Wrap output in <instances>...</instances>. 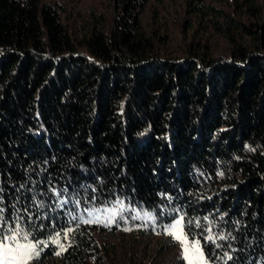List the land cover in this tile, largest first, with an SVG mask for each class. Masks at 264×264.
I'll return each instance as SVG.
<instances>
[{
    "label": "trees",
    "instance_id": "trees-1",
    "mask_svg": "<svg viewBox=\"0 0 264 264\" xmlns=\"http://www.w3.org/2000/svg\"><path fill=\"white\" fill-rule=\"evenodd\" d=\"M145 1L109 0L74 32L55 2L0 0L4 234L42 259L71 228L60 262H98L81 221L122 202L120 222L183 215L209 264H264V0H180L178 44L141 21Z\"/></svg>",
    "mask_w": 264,
    "mask_h": 264
},
{
    "label": "rangeland",
    "instance_id": "rangeland-1",
    "mask_svg": "<svg viewBox=\"0 0 264 264\" xmlns=\"http://www.w3.org/2000/svg\"><path fill=\"white\" fill-rule=\"evenodd\" d=\"M44 1L55 2L60 9H63L61 18L74 32L81 31L91 20L92 15L101 13L107 16L110 11L109 0ZM140 19L147 26L160 23L165 25V29L176 44L182 42L187 31L180 22L183 19L180 0H146ZM221 44L222 41L218 44L216 52L222 49ZM119 209L120 203L116 202L98 207L89 213L87 219L98 217L100 221L95 223L96 227L93 232L100 241L102 253L100 261L93 262L87 259L83 264H184L181 259L179 243L165 232L166 227L179 216L167 224L159 226L150 213L134 211L131 215L132 222L126 223L128 222L126 219L129 220V218H125L121 222L116 220ZM148 216H151L152 219H148ZM65 232H61L59 236L51 237V241L59 239V243H56L57 250H60V246L64 245L67 240L63 235ZM57 250L54 254L42 259H34L31 264H63L60 262Z\"/></svg>",
    "mask_w": 264,
    "mask_h": 264
},
{
    "label": "snow or ice",
    "instance_id": "snow-or-ice-1",
    "mask_svg": "<svg viewBox=\"0 0 264 264\" xmlns=\"http://www.w3.org/2000/svg\"><path fill=\"white\" fill-rule=\"evenodd\" d=\"M122 206V202H118ZM115 211V209H112ZM4 209L0 208V264H31L38 255L39 251L37 250V243H33L29 240V234L25 233L22 228L18 225L12 227L8 234H4L5 228L3 227ZM148 219H152L151 216L147 217ZM208 218L205 217L204 220ZM82 223L91 224L98 223L99 218L96 219H82ZM193 224L192 220L187 221V225L190 226ZM195 226L197 228H201L202 224L200 220L195 221ZM207 235L203 237L205 244L208 242L215 243L216 237L212 232L211 226L205 229ZM73 231V229L69 228L63 234L65 238H67L68 233ZM166 234L171 236V238L179 243L181 247V259L184 261V264H208L207 258L204 254V245L201 244V240L193 237L191 240L189 239V232L186 231L185 227V217L180 215L178 218L174 219L171 224H169L165 229ZM60 234L58 233L57 236ZM226 237L219 236L218 239L223 240ZM55 243H59L58 240L53 241ZM220 245H217L219 247ZM61 251H64L65 248L63 245L60 246ZM60 253L58 252L57 255ZM230 259V257H229Z\"/></svg>",
    "mask_w": 264,
    "mask_h": 264
}]
</instances>
